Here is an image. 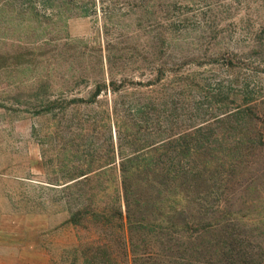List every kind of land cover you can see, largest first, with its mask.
<instances>
[{
	"label": "rangeland",
	"instance_id": "374dc122",
	"mask_svg": "<svg viewBox=\"0 0 264 264\" xmlns=\"http://www.w3.org/2000/svg\"><path fill=\"white\" fill-rule=\"evenodd\" d=\"M206 124L264 137V0H0V264H82L110 234L75 214L112 211L118 151ZM251 153L223 184L231 219L163 228L179 263L264 264ZM88 171L91 188L72 184Z\"/></svg>",
	"mask_w": 264,
	"mask_h": 264
},
{
	"label": "trees",
	"instance_id": "16d2710c",
	"mask_svg": "<svg viewBox=\"0 0 264 264\" xmlns=\"http://www.w3.org/2000/svg\"><path fill=\"white\" fill-rule=\"evenodd\" d=\"M245 108L238 110L240 118L253 119L255 112ZM209 127L193 125L183 133L134 147L128 154L118 151L119 178L112 211L91 209L75 214L105 231L109 229L110 234L109 239L106 233L89 243L82 251V264H181L178 260L184 257L173 255L169 246L162 247L174 240L171 236L167 241L160 239L163 228L174 236L179 226L188 230L205 219H231L229 212L224 214L223 184L236 180L241 168L250 167L251 151L258 145L264 148V137L260 131L250 137L241 130L232 142L223 143ZM205 130L208 133H203ZM115 162L113 156L105 165L111 169ZM91 172L81 174L82 178L72 184L89 186L99 177ZM96 195L88 194L92 204Z\"/></svg>",
	"mask_w": 264,
	"mask_h": 264
}]
</instances>
